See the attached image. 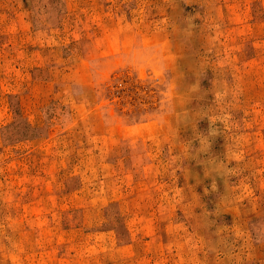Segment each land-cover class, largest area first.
<instances>
[{
    "label": "rangeland",
    "instance_id": "374dc122",
    "mask_svg": "<svg viewBox=\"0 0 264 264\" xmlns=\"http://www.w3.org/2000/svg\"><path fill=\"white\" fill-rule=\"evenodd\" d=\"M0 264H264V0H0Z\"/></svg>",
    "mask_w": 264,
    "mask_h": 264
}]
</instances>
